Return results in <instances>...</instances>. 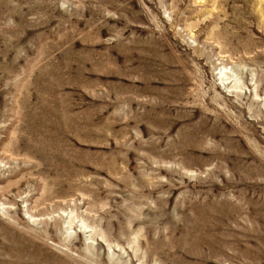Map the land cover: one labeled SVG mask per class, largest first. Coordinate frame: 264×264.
<instances>
[{"label":"rangeland","instance_id":"obj_1","mask_svg":"<svg viewBox=\"0 0 264 264\" xmlns=\"http://www.w3.org/2000/svg\"><path fill=\"white\" fill-rule=\"evenodd\" d=\"M0 264H264V0H0Z\"/></svg>","mask_w":264,"mask_h":264},{"label":"bare ground","instance_id":"obj_2","mask_svg":"<svg viewBox=\"0 0 264 264\" xmlns=\"http://www.w3.org/2000/svg\"><path fill=\"white\" fill-rule=\"evenodd\" d=\"M226 65H222V67H220L219 69V72H218V74H221V69H224V68H226L225 67ZM230 69L228 70V74L226 73V71H223V74H221L222 76L220 77V79H221V83L227 88V89H231V88H233V87H235V86H237V80H236V76L234 77L233 76V74L231 73L230 74ZM235 75V74H234ZM230 91V90H229ZM231 92H232V90H231ZM6 214V213H5ZM67 220V219H66ZM67 224H68V222H67ZM70 224V223H69ZM81 230V229H80Z\"/></svg>","mask_w":264,"mask_h":264}]
</instances>
